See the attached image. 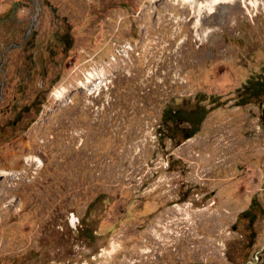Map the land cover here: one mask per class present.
I'll return each instance as SVG.
<instances>
[{
    "label": "rangeland",
    "instance_id": "1",
    "mask_svg": "<svg viewBox=\"0 0 264 264\" xmlns=\"http://www.w3.org/2000/svg\"><path fill=\"white\" fill-rule=\"evenodd\" d=\"M243 1L0 0V264H264V8Z\"/></svg>",
    "mask_w": 264,
    "mask_h": 264
},
{
    "label": "trees",
    "instance_id": "2",
    "mask_svg": "<svg viewBox=\"0 0 264 264\" xmlns=\"http://www.w3.org/2000/svg\"><path fill=\"white\" fill-rule=\"evenodd\" d=\"M250 90V94L257 95L258 88L252 87V88H245L243 89L244 95ZM198 107H194V109H197ZM184 109L179 110L175 113L173 119H172V130L171 132V138L180 137V139L184 140L189 137H191L194 133L198 131L200 122L204 119L207 109L204 107H200L199 111L193 115H189L186 113ZM184 125V126H183Z\"/></svg>",
    "mask_w": 264,
    "mask_h": 264
},
{
    "label": "bare ground",
    "instance_id": "3",
    "mask_svg": "<svg viewBox=\"0 0 264 264\" xmlns=\"http://www.w3.org/2000/svg\"><path fill=\"white\" fill-rule=\"evenodd\" d=\"M226 1V0H225ZM247 1V2H246ZM246 1H243V3H244V6H247V4L248 5H250L251 7H253V9H256V8H258V7H260V6H263V8H264V0L263 1H261V0H246ZM214 2H216V1H214ZM198 3V2H197ZM217 3V2H216ZM227 3H228V1H227ZM208 9H210L209 7H208Z\"/></svg>",
    "mask_w": 264,
    "mask_h": 264
},
{
    "label": "water",
    "instance_id": "4",
    "mask_svg": "<svg viewBox=\"0 0 264 264\" xmlns=\"http://www.w3.org/2000/svg\"><path fill=\"white\" fill-rule=\"evenodd\" d=\"M3 56H4V54H2V59H3ZM2 84H3V81H1V83H0V94H1V87H2Z\"/></svg>",
    "mask_w": 264,
    "mask_h": 264
},
{
    "label": "built area",
    "instance_id": "5",
    "mask_svg": "<svg viewBox=\"0 0 264 264\" xmlns=\"http://www.w3.org/2000/svg\"><path fill=\"white\" fill-rule=\"evenodd\" d=\"M118 48H120V46ZM115 50L118 51L117 48Z\"/></svg>",
    "mask_w": 264,
    "mask_h": 264
}]
</instances>
